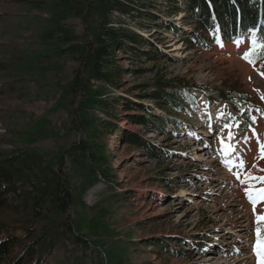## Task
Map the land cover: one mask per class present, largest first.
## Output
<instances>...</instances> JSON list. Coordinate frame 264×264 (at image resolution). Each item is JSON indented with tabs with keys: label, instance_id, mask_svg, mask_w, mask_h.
Here are the masks:
<instances>
[{
	"label": "rangeland",
	"instance_id": "obj_1",
	"mask_svg": "<svg viewBox=\"0 0 264 264\" xmlns=\"http://www.w3.org/2000/svg\"><path fill=\"white\" fill-rule=\"evenodd\" d=\"M145 2L142 28L138 30L175 59L134 61L131 50L118 53L121 67L143 71L133 74L123 70L122 83L105 89L107 96L140 93L143 87L138 85L158 76L187 83L184 92L190 99L184 97L181 110L171 114L176 122L166 126L163 134L129 121L128 115L135 112L121 113V126L143 135L159 156L123 142L117 146L116 134L109 135L105 141L113 153L110 161L116 182L113 186L97 183L86 191L83 201L89 206L104 201L113 210L108 216L117 238L128 244L132 264H264V241L258 257L256 233L260 227L264 237V223L258 224L256 219L264 216V202L254 206L243 182L246 173L264 176L260 171L264 169V59L256 56L259 44L254 46L253 39L228 43L220 37L212 47L190 48L183 41V33L189 29L183 13L164 14L166 0ZM18 11L23 15L0 27V37L36 46L31 38L49 24L52 11L33 8L22 0ZM134 15L136 12L114 11L112 22L135 28L139 22ZM152 15L156 19L149 21ZM65 22L83 31L78 19ZM166 23H174L178 30ZM17 26L21 27L18 32L13 29ZM248 52L253 53L254 65L243 58ZM76 66L77 62L68 58L59 74L48 73L46 81L32 83L28 92L7 97L2 106L14 111L13 125L48 116L62 129L67 113L54 114L53 106ZM142 102L153 113H162L151 100ZM8 128L0 122L1 147L11 143ZM39 144L48 150L57 147L54 140ZM159 147L166 151L161 153ZM130 239L134 244L130 245ZM155 242L163 244L156 246ZM80 254V250L58 246L45 264H77ZM82 255L85 264L99 261L91 251Z\"/></svg>",
	"mask_w": 264,
	"mask_h": 264
},
{
	"label": "trees",
	"instance_id": "obj_2",
	"mask_svg": "<svg viewBox=\"0 0 264 264\" xmlns=\"http://www.w3.org/2000/svg\"><path fill=\"white\" fill-rule=\"evenodd\" d=\"M22 1L52 14L49 24L32 36L36 46L0 37V122L9 125L12 136L9 146H0V264H45L58 246L82 254L91 251L99 257L97 264H132L128 244L117 238L108 216L113 210L104 201L89 206L83 196L97 183L113 186L116 182L110 161L113 153L105 141L109 135L116 134L117 146L123 142L159 156L143 135L121 126V113L135 112L128 115L129 121L163 134L166 126L176 122L173 115L184 106V97L189 98L184 92L187 83L156 76L137 86L143 87L140 93L107 96L105 89L122 83L123 70L133 74L143 71L121 67L118 53L129 49L134 61L175 59L138 30L142 28L145 0ZM19 2L0 0V27L23 15L18 11ZM166 2L164 14L183 13L189 25L183 41L190 48L212 47L220 37L228 43L241 39L264 43V0ZM114 11L136 12L139 24L135 28L125 22L114 25ZM69 18L78 19L83 31L66 23ZM148 18L156 19L154 15ZM167 26L178 30L174 23ZM13 29L18 32L21 27ZM256 56L264 59V49ZM68 58L77 66L70 81L61 87L52 112L67 113L62 129L48 116L13 125L14 111L2 106L5 99L28 92L32 83L46 81L48 73L59 74ZM142 100H151L167 113H153ZM46 140H54L57 147H40ZM18 215L21 217L15 218ZM128 242L134 244L132 239ZM82 254L77 264H85Z\"/></svg>",
	"mask_w": 264,
	"mask_h": 264
},
{
	"label": "snow or ice",
	"instance_id": "obj_3",
	"mask_svg": "<svg viewBox=\"0 0 264 264\" xmlns=\"http://www.w3.org/2000/svg\"><path fill=\"white\" fill-rule=\"evenodd\" d=\"M261 40H264V37L261 38ZM253 45L259 44V47L261 49H264V43H261L257 41L256 39H253L252 41ZM253 53L248 52L245 53L244 59L248 61L251 64H255V60L252 58ZM264 75V73H262ZM231 148V145L228 146ZM261 158H264V145H261ZM241 167H243V162L241 161ZM260 171L264 172V169H260ZM246 178L243 180L244 184L246 185L245 187V194L247 195L248 199L250 202L255 206L258 202H264V187H259L258 185H264V176H256L252 173H246ZM257 182V183H251V182ZM257 223H264V216H258L257 218ZM261 228L257 227L256 228V233H257V256H261L262 252L260 250V245L262 241H264V237L261 236Z\"/></svg>",
	"mask_w": 264,
	"mask_h": 264
},
{
	"label": "bare ground",
	"instance_id": "obj_4",
	"mask_svg": "<svg viewBox=\"0 0 264 264\" xmlns=\"http://www.w3.org/2000/svg\"><path fill=\"white\" fill-rule=\"evenodd\" d=\"M225 147H227V145H226ZM229 149H231V148H228V150H229ZM225 151H226V150H225Z\"/></svg>",
	"mask_w": 264,
	"mask_h": 264
}]
</instances>
